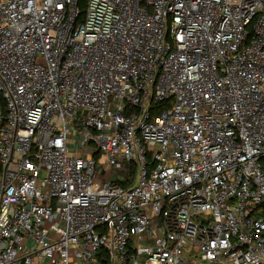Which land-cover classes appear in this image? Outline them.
<instances>
[{
  "label": "built area",
  "instance_id": "built-area-1",
  "mask_svg": "<svg viewBox=\"0 0 264 264\" xmlns=\"http://www.w3.org/2000/svg\"><path fill=\"white\" fill-rule=\"evenodd\" d=\"M0 264H264V0H0Z\"/></svg>",
  "mask_w": 264,
  "mask_h": 264
},
{
  "label": "trees",
  "instance_id": "trees-1",
  "mask_svg": "<svg viewBox=\"0 0 264 264\" xmlns=\"http://www.w3.org/2000/svg\"><path fill=\"white\" fill-rule=\"evenodd\" d=\"M78 5L82 8L84 6V0H78ZM165 104L162 102H152L151 104V111L152 112H157L161 108L164 107Z\"/></svg>",
  "mask_w": 264,
  "mask_h": 264
},
{
  "label": "rangeland",
  "instance_id": "rangeland-1",
  "mask_svg": "<svg viewBox=\"0 0 264 264\" xmlns=\"http://www.w3.org/2000/svg\"><path fill=\"white\" fill-rule=\"evenodd\" d=\"M185 250H188V248H185ZM191 252H194V249H192Z\"/></svg>",
  "mask_w": 264,
  "mask_h": 264
}]
</instances>
